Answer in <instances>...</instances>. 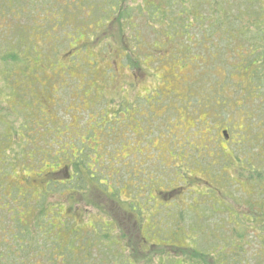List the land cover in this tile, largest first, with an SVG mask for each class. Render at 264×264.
<instances>
[{
    "label": "rangeland",
    "instance_id": "1",
    "mask_svg": "<svg viewBox=\"0 0 264 264\" xmlns=\"http://www.w3.org/2000/svg\"><path fill=\"white\" fill-rule=\"evenodd\" d=\"M150 1L156 3L123 0V14L132 15L128 26L124 20L110 23V9L116 6L112 0H56L67 11L58 28L53 32L35 26L23 39L22 58L36 63L0 71V92L9 100L0 118L11 132L26 127L35 137L42 134L38 126L49 125L51 139L36 137L30 146L39 148H34L37 153L49 152L47 171L65 166L55 180L64 186L50 192L46 201L50 207L59 205L44 220V233L57 244L50 252L51 264H111L110 256L100 257L91 238L111 232L112 225L106 224L115 222L109 219L114 217L121 218L126 236L137 231L135 240H143L142 252H132L134 264H160L168 255L185 252L161 245L191 247L197 238L196 247L204 250L214 239L206 226L215 230L218 224L219 233L228 232L233 209L245 212L243 205L263 188V176L244 172L264 166V104L238 99L250 77L249 69L240 65L245 55L241 44L210 39L208 26L195 20L190 41L178 40L165 30L170 26L166 20L138 13ZM254 1L249 7L264 12V0ZM177 2L193 8L192 14L205 23L215 6L211 0ZM224 2V10L233 15L248 9L242 7L244 0ZM103 29L106 33L94 43ZM227 38L235 36L229 33ZM15 100L19 108H10ZM69 162L74 175L91 180V189L81 183L84 192L75 194V182L66 183ZM25 188L34 191L36 185ZM73 197L77 202L71 209ZM10 203L8 208L14 205ZM183 226L189 230L183 232ZM249 243L251 256L254 246ZM91 253L96 261L90 260ZM113 259L112 264H122L117 256Z\"/></svg>",
    "mask_w": 264,
    "mask_h": 264
},
{
    "label": "trees",
    "instance_id": "2",
    "mask_svg": "<svg viewBox=\"0 0 264 264\" xmlns=\"http://www.w3.org/2000/svg\"><path fill=\"white\" fill-rule=\"evenodd\" d=\"M154 1L156 3L150 1L151 3L143 4L145 7L142 5L136 10L140 15H146L152 20L158 18L163 23L166 20L170 26H166L165 30L178 40L190 41L189 31L194 25L192 24L193 20H195L198 25L206 24L208 26L206 28H208L212 40L217 37L226 45L238 41L245 53L242 55L243 61L240 62V65L244 69H249L250 72L248 96L250 99L261 101L264 104V12L259 10V13H255L252 7H249L255 2L254 0H244L247 3L242 7L248 6V9L242 12L238 9V15H233L232 10H224L222 2L225 1L226 4L229 0H211L215 4L213 6L215 13H212L213 9L209 11L210 16L206 18V23L202 16L199 18L192 14L193 8L188 10L187 5L179 4L177 0ZM112 2H115L116 6L110 9L111 16H114L111 18L112 20H109L110 23L115 21V24L121 25L124 20L129 26L132 15L130 16L128 12L123 14L124 10L121 5L124 3L123 0H112ZM239 5L241 6V4ZM66 12L65 8L57 5L56 0H0V71L8 73L14 67L23 70L30 68L32 62L36 63V61L30 63L27 58H22V52H24L23 39L35 26H40L45 31L54 32L58 28L57 23L62 19L61 16H66ZM261 13L263 14L261 15ZM109 24L104 29H107ZM104 29L96 35L94 43L101 37L100 35L106 33ZM229 33L234 34V40H228ZM188 43L191 44V42ZM122 44L123 46L126 44V49L129 48L127 41H122ZM259 50L263 52L259 54ZM37 62H41L39 66H43L42 60H37ZM2 80L4 81V79ZM3 81L0 80L2 87ZM7 101H9L8 98L0 92V110L6 111L1 107H9ZM10 108H19L16 100ZM19 110L22 112L21 109ZM3 118H0V145H4L6 140L8 143H5V147L0 151V264H51L50 252L57 244L47 238L44 233L46 228L44 220L47 218L49 210L58 208L59 205L50 207L46 201L52 193L57 192L56 189L64 186V181L55 180L60 179L58 176H61L65 166L61 168L60 165L58 167L54 165L53 170L47 171V162L51 157L49 152L37 153L34 148L38 150L39 148L34 145L33 147L30 146L29 140L34 141L36 137H39V140L51 139L46 134L49 125L42 128L38 126L37 129L42 130V134L38 133L35 137L34 134L27 132L26 127H18L16 132H11L12 127ZM23 129L26 131L22 132ZM8 131L11 133L10 136ZM18 133L24 135L22 140L16 139L15 135ZM29 146L31 148H28ZM69 164L71 165L70 162ZM71 168V173L75 174L73 166ZM52 172L59 174L53 175ZM244 172L251 176L256 174L257 177H264V166L260 169L252 167L244 170ZM21 177H23L22 180ZM75 178H77L74 180L75 189L77 188L75 194H79V191L84 192L85 187H81V183H87L91 189L92 182L90 179V183H88L79 174H76ZM20 180L24 185L19 183ZM253 181L249 178V182L254 184ZM66 183L70 182L66 180ZM29 184L36 185V189L34 191L27 190L25 186ZM256 185L258 186V184ZM262 185L263 188H258V197L253 199L251 196L254 201L251 200L248 205H243L244 208L242 209L246 210L245 212H238L233 209L234 218L232 220L227 218L228 223L231 224L229 226H232L228 232L219 233L218 224L215 230L211 224L209 228L206 226V229L210 231L208 232L210 237L214 238L208 248L203 250L196 247V244H200L197 238L195 243L192 242L191 247L178 248V246L161 245L162 248L170 247L185 252L180 255H168L164 263L160 264H264V183ZM59 193L60 197L64 199L63 194ZM11 201L14 205L8 208ZM71 201L73 203L71 209H73L77 201L74 197ZM63 213V215L67 214L65 206H63ZM183 217L184 215L180 216L181 219ZM109 219L115 221L109 224L105 223L108 227L112 225V231H106L98 238H91L92 245L94 246V242L96 243L97 248L95 250L100 253V257L105 254L106 258L110 256L114 261L113 257L117 256L116 261L119 263L134 264L132 252H142L140 245L143 240L139 242L135 240L134 236L137 231L134 232V235L131 234L133 235L132 239L129 237L131 235L126 236L119 226L122 224V222H118L121 218ZM208 219L205 218L200 221ZM5 220H8L9 223H5ZM76 222L85 231L83 222H79V220ZM190 228L194 233L198 232L195 227L191 226ZM187 229L185 226L182 228L183 232H186ZM134 230L135 228L132 227L131 231ZM217 232L221 234L220 238H217ZM111 234L120 236L118 239H110ZM185 238L190 241L188 234ZM249 242L254 246L251 256L247 253L250 246ZM125 252H128L126 258L123 256ZM1 257L6 259L5 262ZM90 258L91 261H96L92 253ZM68 259L71 260V258ZM96 264L98 263L96 262Z\"/></svg>",
    "mask_w": 264,
    "mask_h": 264
},
{
    "label": "flooded vegetation",
    "instance_id": "3",
    "mask_svg": "<svg viewBox=\"0 0 264 264\" xmlns=\"http://www.w3.org/2000/svg\"><path fill=\"white\" fill-rule=\"evenodd\" d=\"M246 79H247V81H244V82H245L247 88L244 90V92H240V93H239L240 95H238V99L241 100L242 98H244V99H243L244 101H247V100L250 99L249 96H248V93H247V92H248L247 90H248V88H249L248 85H249V79H250V78L247 77ZM241 97H242V98H241ZM237 108H244V107H243V105H241V106L238 105ZM225 137L228 139V136H227L226 134H225ZM52 174H53V175H57V174H59V173H57V172L53 173V172H52ZM75 176H76V175H74L73 173L70 174L69 172H68V174H67V172H66V175H65L66 180H68V182H70V183H73V182H74Z\"/></svg>",
    "mask_w": 264,
    "mask_h": 264
}]
</instances>
